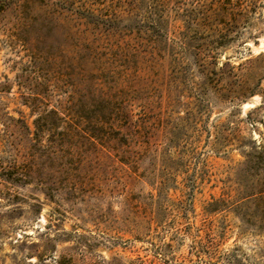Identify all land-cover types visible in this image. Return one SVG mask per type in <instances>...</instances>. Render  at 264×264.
Segmentation results:
<instances>
[{"label":"rangeland","instance_id":"374dc122","mask_svg":"<svg viewBox=\"0 0 264 264\" xmlns=\"http://www.w3.org/2000/svg\"><path fill=\"white\" fill-rule=\"evenodd\" d=\"M160 1L52 0L60 13L41 47L55 69L77 80L96 47L106 69L97 81H115L129 130H140L116 128L112 147L54 137L56 153L38 151L26 182H0V264H264L263 213L250 195L264 180V78L244 98H219L208 84L202 99L193 63L213 28L228 29L218 65L264 53V0ZM161 9L159 30L151 16ZM10 21L7 9L0 26ZM4 38L0 29V77L12 79L18 56ZM17 95L0 114L22 109L32 128Z\"/></svg>","mask_w":264,"mask_h":264},{"label":"trees","instance_id":"16d2710c","mask_svg":"<svg viewBox=\"0 0 264 264\" xmlns=\"http://www.w3.org/2000/svg\"><path fill=\"white\" fill-rule=\"evenodd\" d=\"M165 1L160 2L165 4ZM7 9L12 21L0 26L5 36L2 43L14 50L18 59L11 65L14 71L12 79L7 75L0 77V104L6 95L17 92L16 102L29 109V117H34L30 128L22 109L17 110L19 116L16 118L7 111L0 114L4 140L0 152L6 153L0 154V182H26L30 177L29 172L36 166L38 151L40 155L42 152L46 155L56 153L51 150L54 137L60 141L80 137L90 143L97 141L101 146L112 147L109 144L115 138L116 128H121L123 124L128 134L133 135L134 131L138 136L139 123L133 124V131L129 130L131 113L123 91L117 88L112 79H103L104 83L97 81L99 77L94 70L99 68L103 72L106 69L101 66V62L105 61L99 62L96 47L91 49L87 61L77 72V80L55 69L53 58L41 47L47 38V34L41 30L55 25L60 13L54 8L52 0H0V14ZM164 14L161 9L159 15L151 16L153 25L159 30ZM209 17L205 16L204 23H208ZM183 20L186 25L195 22L190 15ZM212 30L216 39L211 45L194 46L193 63L206 80V84L200 86L199 96L203 99L208 84L222 99L244 98L254 94L255 87H259L264 78V53L249 57L238 66L228 61L218 65L216 50L226 40L228 29ZM96 64L100 67H95ZM233 77L242 78L237 89L227 87ZM260 92L264 96V87ZM45 136L50 137L49 144H40ZM254 190L250 195H253V203L263 213L260 220L264 223V180L256 183Z\"/></svg>","mask_w":264,"mask_h":264},{"label":"bare ground","instance_id":"6f19581e","mask_svg":"<svg viewBox=\"0 0 264 264\" xmlns=\"http://www.w3.org/2000/svg\"><path fill=\"white\" fill-rule=\"evenodd\" d=\"M252 104H249V103H245L244 106L245 107H248V106H251Z\"/></svg>","mask_w":264,"mask_h":264}]
</instances>
